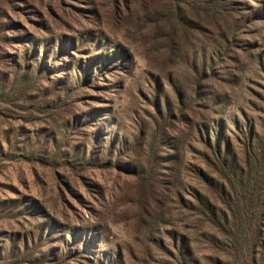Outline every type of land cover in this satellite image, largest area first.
<instances>
[{
	"label": "rangeland",
	"instance_id": "obj_1",
	"mask_svg": "<svg viewBox=\"0 0 264 264\" xmlns=\"http://www.w3.org/2000/svg\"><path fill=\"white\" fill-rule=\"evenodd\" d=\"M196 122L264 133V0H0V264H264Z\"/></svg>",
	"mask_w": 264,
	"mask_h": 264
},
{
	"label": "trees",
	"instance_id": "obj_2",
	"mask_svg": "<svg viewBox=\"0 0 264 264\" xmlns=\"http://www.w3.org/2000/svg\"><path fill=\"white\" fill-rule=\"evenodd\" d=\"M205 74L206 69L204 67H202V70L196 72L195 79L198 88H201L200 82L202 76ZM195 93L196 95H194L192 101L199 94L197 90ZM194 106L198 107L197 104H194ZM212 111L211 109L210 112ZM195 115L199 117L200 114L196 112ZM207 121L214 122L212 119H208ZM194 127L199 135V139L203 138L201 131L204 128L205 138L202 140L205 139L207 152L212 157L211 160L209 158L208 160L215 166L218 175L223 177L230 185H242L251 181L253 183L252 194L254 196L260 194L261 186L264 184V133L258 134L254 130L249 129V136H247L245 134L246 130L239 127V132L242 134L244 142H240L242 144L240 152L233 153L230 147L223 151L221 143L218 141L220 126L218 130H215L217 128H212L208 123L206 125L205 122H196L194 123ZM262 129L264 130V123L262 124Z\"/></svg>",
	"mask_w": 264,
	"mask_h": 264
}]
</instances>
